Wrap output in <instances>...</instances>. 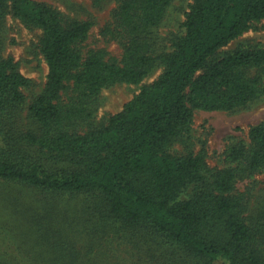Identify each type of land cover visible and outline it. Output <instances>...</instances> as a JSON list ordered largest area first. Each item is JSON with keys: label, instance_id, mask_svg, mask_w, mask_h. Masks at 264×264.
Listing matches in <instances>:
<instances>
[{"label": "trees", "instance_id": "16d2710c", "mask_svg": "<svg viewBox=\"0 0 264 264\" xmlns=\"http://www.w3.org/2000/svg\"><path fill=\"white\" fill-rule=\"evenodd\" d=\"M172 2L121 1L113 29L123 48L117 59L86 46L91 23L65 19L44 2L0 0V19L10 13L42 30L48 65L45 87L28 108L37 128L26 129L19 113L32 80L0 53V180L85 196L88 223L97 217V224L125 226L71 229L94 238L84 250L73 235L59 240L52 232L54 257L45 264H96L108 254L90 256L98 241L118 243L119 231L138 228L177 249L175 264H264V209L248 222L236 192L240 175L264 171V121L250 129L249 147L230 151L234 160H245L242 166L211 168L202 153L171 149L189 131L196 109L229 111L264 96V48L218 56L264 20V0H193L185 32L174 37L171 50L159 52L156 29ZM157 66L164 69L160 76L106 124L80 129L105 87L138 85Z\"/></svg>", "mask_w": 264, "mask_h": 264}, {"label": "rangeland", "instance_id": "374dc122", "mask_svg": "<svg viewBox=\"0 0 264 264\" xmlns=\"http://www.w3.org/2000/svg\"><path fill=\"white\" fill-rule=\"evenodd\" d=\"M35 1L52 6L65 19L91 23L86 46L105 49L109 56L121 59L123 48L115 38L113 29L116 26L115 13L122 0ZM192 3L193 0H173L156 29L159 52L171 50L174 37L185 32V16ZM42 34L41 29L27 26L10 13L0 19L1 56L13 58L19 70L32 80L30 87L23 88L26 102L19 113V123L26 129L37 128V123L29 116L28 108L43 91L47 81L48 65L40 50ZM238 48H264V20L255 23L251 29L221 49L218 56ZM163 70V66H157L138 85L118 82L105 87L94 99L91 118L80 129L86 130L89 122L93 127L106 124L111 115L122 110L143 86L151 84ZM263 121L264 96L229 111L196 109L189 131L171 149L178 154L202 153L211 168L242 166L245 160H234L230 151L240 144L249 147L250 129ZM236 192L243 196L247 221L252 222L264 209V171L240 175L236 181ZM84 205L85 196L51 194L21 183L0 180V264H45L54 257L52 232L58 234L59 240L73 235L76 245L84 250L94 238L88 232L80 238L78 232H69L71 229L125 227L113 222L106 226L97 224V217L88 223L83 214ZM117 234L118 243L104 240L102 246L100 241L94 245L96 248L90 255L92 258L98 257L96 254L100 251L108 253L105 258L101 256L96 264L109 260L113 264H150L149 261L164 264L167 258H171V264L176 261L180 263L179 251L147 229H126ZM130 248L135 256H132ZM152 255L161 258L160 261L152 260Z\"/></svg>", "mask_w": 264, "mask_h": 264}]
</instances>
